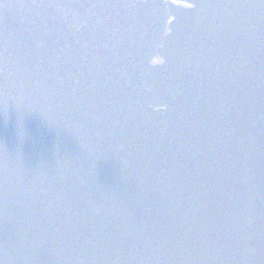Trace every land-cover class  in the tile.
Listing matches in <instances>:
<instances>
[{
    "label": "water",
    "instance_id": "obj_1",
    "mask_svg": "<svg viewBox=\"0 0 264 264\" xmlns=\"http://www.w3.org/2000/svg\"><path fill=\"white\" fill-rule=\"evenodd\" d=\"M0 264H264V0H0Z\"/></svg>",
    "mask_w": 264,
    "mask_h": 264
}]
</instances>
